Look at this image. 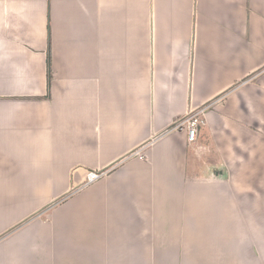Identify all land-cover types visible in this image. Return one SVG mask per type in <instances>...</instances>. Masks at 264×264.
<instances>
[{"label": "crops", "instance_id": "0c3cea01", "mask_svg": "<svg viewBox=\"0 0 264 264\" xmlns=\"http://www.w3.org/2000/svg\"><path fill=\"white\" fill-rule=\"evenodd\" d=\"M0 264H264V0H0Z\"/></svg>", "mask_w": 264, "mask_h": 264}, {"label": "built area", "instance_id": "2783aa9c", "mask_svg": "<svg viewBox=\"0 0 264 264\" xmlns=\"http://www.w3.org/2000/svg\"><path fill=\"white\" fill-rule=\"evenodd\" d=\"M210 106H204L201 109L197 110H191L188 112L183 118L178 120L174 126L175 129H180V130H186L188 134V139L190 142H193L196 140L197 135H198V130L199 126L202 124L203 119H202V113L208 109ZM137 154L140 155V152ZM103 170V169H102ZM102 170H92L91 172L88 173V182H93L98 180L101 175H103L107 171H102Z\"/></svg>", "mask_w": 264, "mask_h": 264}, {"label": "rangeland", "instance_id": "374dc122", "mask_svg": "<svg viewBox=\"0 0 264 264\" xmlns=\"http://www.w3.org/2000/svg\"><path fill=\"white\" fill-rule=\"evenodd\" d=\"M119 163H120V162H116V165H111V166H108V167L104 168L102 171L105 170V171H107V172H105L103 175H101V177H103L104 175H106L107 173H109L110 171H112L113 169H115L117 166H119ZM91 171H92V170H91ZM91 171H89V172H91ZM97 171H99V170H97ZM89 172H88V173H89ZM101 177H100V178H101ZM100 178H99V179H100ZM93 182H95V181H93ZM93 182H90V183H93ZM86 183L89 184V182H88V175H87V181H86ZM37 214H38V213H37ZM37 214H36V215H37Z\"/></svg>", "mask_w": 264, "mask_h": 264}, {"label": "trees", "instance_id": "16d2710c", "mask_svg": "<svg viewBox=\"0 0 264 264\" xmlns=\"http://www.w3.org/2000/svg\"><path fill=\"white\" fill-rule=\"evenodd\" d=\"M50 63H51V55L48 56V75H49V77L51 78L52 71H51ZM208 108H209V107H208Z\"/></svg>", "mask_w": 264, "mask_h": 264}]
</instances>
